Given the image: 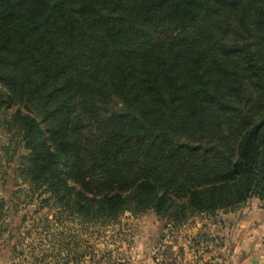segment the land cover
I'll return each instance as SVG.
<instances>
[{"label":"trees","instance_id":"obj_1","mask_svg":"<svg viewBox=\"0 0 264 264\" xmlns=\"http://www.w3.org/2000/svg\"><path fill=\"white\" fill-rule=\"evenodd\" d=\"M10 107L7 160L42 205L89 220L264 203V0H0Z\"/></svg>","mask_w":264,"mask_h":264},{"label":"rangeland","instance_id":"obj_2","mask_svg":"<svg viewBox=\"0 0 264 264\" xmlns=\"http://www.w3.org/2000/svg\"><path fill=\"white\" fill-rule=\"evenodd\" d=\"M15 109H0V264H167L168 248L173 264H235L245 241L254 254L249 263L264 264V203L257 197L235 211L182 219L126 211L87 220L53 201L42 205L17 178V162L7 160L22 152L8 120Z\"/></svg>","mask_w":264,"mask_h":264},{"label":"crops","instance_id":"obj_3","mask_svg":"<svg viewBox=\"0 0 264 264\" xmlns=\"http://www.w3.org/2000/svg\"><path fill=\"white\" fill-rule=\"evenodd\" d=\"M240 239H242V237ZM242 244H243V246L241 247L240 254L236 258L235 264H250L249 263V256H252L254 254L250 251L248 243L246 241L242 242ZM233 251L236 252V248L232 249V251L230 252V254H229L230 258L233 255ZM256 254L257 253H255V255ZM173 255H175V254H174L172 248H168L167 249V256H168L167 264H173V262H172L173 261L172 260Z\"/></svg>","mask_w":264,"mask_h":264}]
</instances>
